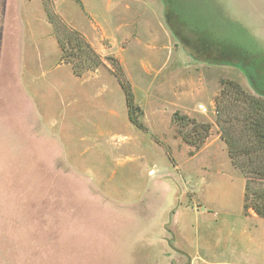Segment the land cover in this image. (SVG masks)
Segmentation results:
<instances>
[{
  "label": "rangeland",
  "instance_id": "rangeland-1",
  "mask_svg": "<svg viewBox=\"0 0 264 264\" xmlns=\"http://www.w3.org/2000/svg\"><path fill=\"white\" fill-rule=\"evenodd\" d=\"M49 13L85 52L62 58ZM229 80L264 91V0H0V264H187L172 246L225 243L257 214L235 163L264 160Z\"/></svg>",
  "mask_w": 264,
  "mask_h": 264
},
{
  "label": "trees",
  "instance_id": "trees-1",
  "mask_svg": "<svg viewBox=\"0 0 264 264\" xmlns=\"http://www.w3.org/2000/svg\"><path fill=\"white\" fill-rule=\"evenodd\" d=\"M48 17H49L51 24H53L56 39L62 51V58L65 59L70 56L77 57L78 54L85 52L84 47L89 46V44L85 42L84 37L78 31L74 29H71V30L67 29L66 25L58 19L59 17L56 14L49 13ZM241 56H246V55L245 53H242ZM87 57L88 56H86V59L85 58L82 59L84 66H86V68H94V66H96L97 64L96 63L97 59L95 60L93 58L91 59V62H90L89 61L90 59H87ZM87 61L90 63H87ZM233 61H230V62H232V64H235V65L239 64L240 61L242 63H245L244 59L237 60V62L235 61L233 62ZM97 62L99 63V60ZM73 72L75 75L78 74V71L76 70H73ZM223 83H224V87L228 85V88L230 90H232L233 92H239L240 95H242L243 98L247 100L246 102L247 110L246 112H243V114L245 118L248 120V124L250 126L249 129H251L250 131L255 141V144L257 145L258 148H261L264 150V93H263L264 91L263 90L259 91V95L263 96V98H261V96L260 97L249 96L248 98H246L247 94H245V92L241 90L237 82L229 80L226 83L225 82ZM224 87H223V90H224ZM126 91L125 93L127 97L126 102L128 106L129 120L131 121V123L138 125L139 121L135 118L134 116L135 114L133 113V109L135 107L133 106V103H132L131 93L130 91H128V89H126ZM245 153H247V150L245 151ZM235 165L243 173V176H245L246 178V184L244 188V191H245L244 208H247L249 206L258 215L264 217V193L260 192L259 190L255 188H252L249 185L250 181L253 178L252 175L260 178L261 180L264 179V167H263L264 160L258 165L257 159L255 160L254 158H247V160L243 161L242 164L238 165L237 163H235Z\"/></svg>",
  "mask_w": 264,
  "mask_h": 264
},
{
  "label": "crops",
  "instance_id": "crops-1",
  "mask_svg": "<svg viewBox=\"0 0 264 264\" xmlns=\"http://www.w3.org/2000/svg\"><path fill=\"white\" fill-rule=\"evenodd\" d=\"M241 216L240 227L236 228L231 224L225 230L226 233L225 231L221 232L225 242L223 244L212 240L210 235L205 233L201 244L204 250H200L198 236V248L192 253H188L191 259L190 264H257L256 262L260 261L257 260V254L259 252L264 254V218L259 217L251 210L246 215L241 212ZM248 227L252 229V234L246 245L242 246L240 243L241 234ZM226 243H230V247L225 246ZM180 249L187 253L186 246H180Z\"/></svg>",
  "mask_w": 264,
  "mask_h": 264
},
{
  "label": "water",
  "instance_id": "water-1",
  "mask_svg": "<svg viewBox=\"0 0 264 264\" xmlns=\"http://www.w3.org/2000/svg\"><path fill=\"white\" fill-rule=\"evenodd\" d=\"M173 239H174L173 236H172L171 238H168V239H167V243H168L169 245H171V242L173 241ZM172 248H173L176 252L185 255V256L187 257V264H190V260H191V259H190V256H189L186 252H184V251H182V250H179V249H176V248H174L173 246H172Z\"/></svg>",
  "mask_w": 264,
  "mask_h": 264
},
{
  "label": "built area",
  "instance_id": "built-area-1",
  "mask_svg": "<svg viewBox=\"0 0 264 264\" xmlns=\"http://www.w3.org/2000/svg\"><path fill=\"white\" fill-rule=\"evenodd\" d=\"M200 107L204 108L202 105H200Z\"/></svg>",
  "mask_w": 264,
  "mask_h": 264
}]
</instances>
